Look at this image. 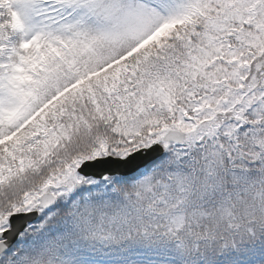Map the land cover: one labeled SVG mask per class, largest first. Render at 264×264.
Here are the masks:
<instances>
[{
	"label": "snow or ice",
	"instance_id": "snow-or-ice-1",
	"mask_svg": "<svg viewBox=\"0 0 264 264\" xmlns=\"http://www.w3.org/2000/svg\"><path fill=\"white\" fill-rule=\"evenodd\" d=\"M0 264H264V0H0Z\"/></svg>",
	"mask_w": 264,
	"mask_h": 264
}]
</instances>
